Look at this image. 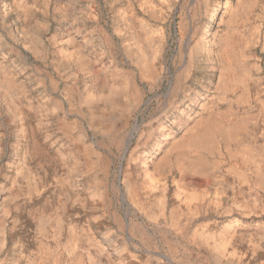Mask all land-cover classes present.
Returning <instances> with one entry per match:
<instances>
[{"label":"rangeland","instance_id":"rangeland-1","mask_svg":"<svg viewBox=\"0 0 264 264\" xmlns=\"http://www.w3.org/2000/svg\"><path fill=\"white\" fill-rule=\"evenodd\" d=\"M18 1L0 0V68L19 94L9 103L0 97V264H92L87 249H77L75 262L64 250L74 235L103 264H264V188L254 167L240 184L225 153L213 156L217 171L165 165L157 175L167 186L163 203L160 190L147 194L139 179L141 157L154 171L210 110L237 119L245 145L264 158V0H245L236 18L238 0H229V12L223 4L212 21L210 59L200 53L193 63L203 0H155L156 17L139 0H25L26 13ZM121 6L130 15L118 26ZM226 20L238 27L232 45L245 81L221 99L215 56ZM143 22L144 37H159L149 46L158 80L141 75L116 32L126 23L140 31ZM88 95L99 104L93 115L80 99ZM180 190L200 195L198 207L177 208ZM231 223L235 232L227 234ZM210 234L227 237V255L202 241Z\"/></svg>","mask_w":264,"mask_h":264},{"label":"bare ground","instance_id":"bare-ground-1","mask_svg":"<svg viewBox=\"0 0 264 264\" xmlns=\"http://www.w3.org/2000/svg\"><path fill=\"white\" fill-rule=\"evenodd\" d=\"M203 1L205 11H207L205 18L206 21L203 27L201 28V37L196 40L195 44L191 49V63H193L194 60L198 59L197 55L200 53H202L203 60L210 59L211 52L213 51L212 45L214 40L211 38L210 34L212 30V21L216 18L217 13L220 11V8L223 6V4L226 5V12L231 11L233 8V5L230 4L229 0H213L211 4L209 3V0ZM118 2L122 3L126 2V0H118ZM26 3L27 2H25V0H20V2L18 1L16 7L17 9H19L20 13H26L28 11V5ZM244 3L246 4L245 0H238V8L230 12L231 18H236V16L238 15V11ZM161 4L163 5V3ZM139 6L143 7L145 11H148L149 16L152 17H156L161 13V8L159 9V4L156 3L155 0H139ZM129 15L130 13L127 8L125 6H121L119 14L116 17L117 25H123V21H127V19H129ZM226 23L227 28L219 37L221 47L218 50L217 56H215L216 65L220 72L218 83V89L220 93L218 94V98L221 99L222 97L224 98V95L227 93V91L234 89L238 84H243L245 81L243 73L241 71L242 69L240 70L237 67L240 62L239 58H237L236 53V48L238 47V45L237 47L235 45H232V40L234 37H236L235 32L238 31V27L232 25L231 22H229L228 20H226ZM133 28L134 27L131 26V23H126L124 28L117 27L116 29L117 34L123 41L124 51L132 59V61L137 64L140 73L142 76H144V78L158 80L160 74L158 73L157 75H154L156 73V69L153 65V54H149V46L151 43H155V41H157L159 37H155L152 33L151 35L144 37L142 32L147 28L145 22L142 23L140 31H135V29L133 30ZM152 32L154 33V30ZM239 40H241L240 34ZM1 78L4 79V81L2 82L1 80L2 84L0 83V97L4 102H13V96L16 97L19 94L15 91L12 82L10 81V78L7 76L6 71L1 72L0 68V79ZM116 83H118V87L115 89V92L116 94L121 95L125 90V79H121V81H117ZM2 89L6 90L5 94L3 93ZM9 93L11 95H8ZM245 97L246 94L243 92L239 98L241 101H243ZM92 98L93 97L90 95L83 98L80 97L82 104L87 106V115H93L92 109L94 107L99 106L98 102H96L95 99ZM104 101L109 105L110 102L113 101V99L107 97V99L105 98ZM106 103L105 105L107 106ZM58 108L59 107H52V110L57 111ZM207 112L208 117H202L199 123L190 128L187 133L186 139H182V141L175 142L174 145L171 147L170 151L161 158L157 165H155L156 167L154 168V171L151 170V166L148 161V156L140 158V165L142 167L141 169H139V179L141 181L142 188L146 191L147 194H151L154 196L157 195L154 190L158 188L160 190V195L164 198V200H162L161 202H166L165 198L168 195L167 186L160 185V179H158L157 177V175H160V171L165 165L175 164L177 168H179L180 171L184 172L185 174H202L205 170H209V168L217 171L219 166L217 165V161L214 162L213 156L222 153H225L230 157V170L234 174L235 179L240 184L250 181V176L248 174L250 170L248 168H250L251 166L255 168L253 173H256L258 176V186L260 188H264V170L260 165L264 158L259 154L260 151H256L254 148L245 145V143L243 142L242 135L245 134L246 136V133H242L240 135V132L238 130L237 119H233L232 116L228 114H225L221 117L215 110H210ZM14 118L16 121L20 122L23 127V121L25 117L20 111L14 114ZM262 147L264 148V145ZM192 153H195V155L192 156ZM65 157L66 156L60 154L58 156V160L64 161ZM237 158L242 160L241 164L236 162ZM74 169L76 168L74 167ZM17 179L18 178L16 177V184L19 182V179L18 181ZM250 189H252V187H250ZM244 191L245 188L241 187L240 192ZM15 192L18 194L19 187H17ZM252 194L253 193H249L248 195L251 196ZM132 198L136 200V197ZM175 199L176 201L174 200V203L177 208L192 209L198 207L202 197L200 195H197L194 191L186 192L185 190H180L179 193H177ZM134 202L136 203V201ZM239 206L247 207L248 203L243 202L240 203ZM44 227L45 226H42L41 224L42 231ZM235 228L236 225L231 223L228 227L227 234L235 232ZM56 229L59 234L62 232L61 222H59L58 219ZM219 235L221 236L222 234L220 233ZM215 238V235L210 234L207 236H203L202 241L207 243L212 249L217 250L218 256L222 257L224 255H227L229 251V243L227 237L222 238L219 242H217L218 239ZM76 239V235L70 236L69 241L67 243L64 242L65 244L63 246L64 250L67 251L68 255L71 258L73 257L74 262L77 255L80 254V252L77 250L80 247L81 249H87V257L90 263L100 264L101 261H98L93 258L94 256L91 251L85 245L76 243ZM68 243L72 246H69ZM101 251L103 252V250ZM69 264L72 263L70 262Z\"/></svg>","mask_w":264,"mask_h":264}]
</instances>
